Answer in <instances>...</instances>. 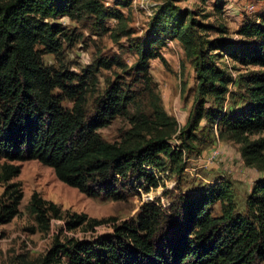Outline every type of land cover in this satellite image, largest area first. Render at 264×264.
Masks as SVG:
<instances>
[{
	"label": "trees",
	"instance_id": "obj_1",
	"mask_svg": "<svg viewBox=\"0 0 264 264\" xmlns=\"http://www.w3.org/2000/svg\"><path fill=\"white\" fill-rule=\"evenodd\" d=\"M179 1L166 0L157 9L137 40V61L128 70L118 59H98L75 73L43 63V56L59 58L66 43L79 40L58 20L90 18L112 39L128 38L132 32L122 10L131 1L104 7L99 0H0V225L19 214L23 192L13 182L21 172L18 163L37 161L62 184L115 202L133 192L128 181L133 189L149 192L164 188L169 176L176 178V193H163L171 198L166 210L145 203L136 219L113 224L109 233L90 239L55 237L38 258L5 264H264V176L252 185L241 212L225 180L197 185L191 193L180 185L186 160L199 157L213 133L239 145L245 166L264 172V138L250 139L264 133V12L257 20H245L229 38L226 27L205 23L208 15L178 9ZM226 4L215 0L212 9L222 14ZM109 20L117 23L113 31L105 27ZM211 33L215 37L209 38ZM166 40L181 45L195 74L194 100L182 127L162 108L149 73L150 61L166 66L161 56ZM223 58L258 68L238 78L244 93L230 91L235 81ZM113 67L129 71L142 93L130 91L118 76L99 92V68ZM144 97L147 107L142 109ZM116 118H128L130 127L118 141L107 142L99 131ZM173 138L176 147L169 143ZM27 211L42 232L51 220L62 219L60 207L37 193ZM64 216L67 231H93L114 221Z\"/></svg>",
	"mask_w": 264,
	"mask_h": 264
},
{
	"label": "rangeland",
	"instance_id": "obj_2",
	"mask_svg": "<svg viewBox=\"0 0 264 264\" xmlns=\"http://www.w3.org/2000/svg\"><path fill=\"white\" fill-rule=\"evenodd\" d=\"M104 7L113 5L116 0H99ZM131 4L122 11L128 17V27L132 34L128 38L114 40L110 32L100 31L90 18L81 19L78 22L67 18L59 19L66 30L79 35V40L72 45L66 43L63 53L59 58L51 55L43 56L46 66L65 69L79 73L82 69L92 65L96 60L118 59L128 70L137 61L135 45L142 38L157 9L166 0H129ZM215 0H180L175 6L180 10L196 12V15H208L205 23L222 25L229 30V38L235 37V32L245 20L259 18L264 12V0H227L222 14L213 11ZM249 7H253L249 9ZM150 14V15H149ZM105 27L113 31L117 27L114 20L106 22ZM215 34H209L213 38ZM161 56L166 61L164 66L159 60L149 63V73L155 85L154 93L159 96L160 104L166 114L174 118L179 127L186 122L187 114L194 100L195 74L189 60L184 56L183 49L177 41L166 40V46L161 50ZM221 63L228 69L234 78V85L230 91L244 93L238 84V78L249 71H257L258 68H244L232 63L228 58L221 59ZM98 91L102 92L107 86V81L116 80L118 76L127 84L130 91L142 93V88L133 80L129 71H121L116 67L111 70L99 68L97 72ZM148 98H143L140 108L147 107ZM238 104L241 101L238 99ZM91 101H89L90 104ZM231 100L225 105L231 107ZM65 108H70L68 101H63ZM144 108V109H145ZM137 106L130 107V114H135ZM130 127L128 118H116L109 127L99 131L107 142L118 141L122 134ZM264 138V133L250 137L251 140ZM209 141L208 145L206 144ZM201 146L199 157L191 156L186 160V169L180 181L181 188L186 193H191L197 185H212L219 180L229 182L236 208L239 212L244 210L245 200L250 193L252 185L263 178L264 172L244 165L239 152V145L220 141L215 134L209 135V139ZM170 145L176 147L178 141L173 138ZM219 145V146H218ZM218 146V147H216ZM215 157H212V153ZM4 160H0V164ZM21 167L20 175L13 180L19 183L23 192V199L19 206V214L10 223L0 225V264H5L16 258H24L32 261L43 255L50 247L55 237L59 240L65 238L90 239L96 235L106 234L112 231L113 224L136 219L140 207L145 203L158 205L162 210L169 206L171 198L163 195L165 191L176 193V178L169 176L164 188L145 192L135 188L126 182L133 192L126 193L121 201H111L102 198H90L59 182L53 171L42 166L37 161L18 163ZM3 188L0 186V195ZM33 193H37L46 201L59 206L62 211L61 220H51L49 230L42 232L34 221L33 216L27 211L28 202ZM218 209V207H216ZM64 212L68 214L86 215L91 219H114V221L94 228L93 231H85L79 228L73 231L64 229Z\"/></svg>",
	"mask_w": 264,
	"mask_h": 264
},
{
	"label": "built area",
	"instance_id": "obj_3",
	"mask_svg": "<svg viewBox=\"0 0 264 264\" xmlns=\"http://www.w3.org/2000/svg\"><path fill=\"white\" fill-rule=\"evenodd\" d=\"M252 8H253V7H249V9H252ZM149 15H150V14H149ZM213 129H214V131H216V127H214ZM214 153H215V152L212 153V154H213L212 157H215Z\"/></svg>",
	"mask_w": 264,
	"mask_h": 264
},
{
	"label": "crops",
	"instance_id": "obj_4",
	"mask_svg": "<svg viewBox=\"0 0 264 264\" xmlns=\"http://www.w3.org/2000/svg\"><path fill=\"white\" fill-rule=\"evenodd\" d=\"M219 146V145H218ZM218 146H216V147H218Z\"/></svg>",
	"mask_w": 264,
	"mask_h": 264
}]
</instances>
